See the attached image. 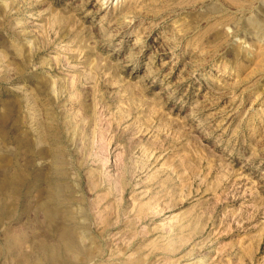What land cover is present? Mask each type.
<instances>
[{
	"label": "rangeland",
	"instance_id": "1",
	"mask_svg": "<svg viewBox=\"0 0 264 264\" xmlns=\"http://www.w3.org/2000/svg\"><path fill=\"white\" fill-rule=\"evenodd\" d=\"M0 264H264V0H0Z\"/></svg>",
	"mask_w": 264,
	"mask_h": 264
}]
</instances>
